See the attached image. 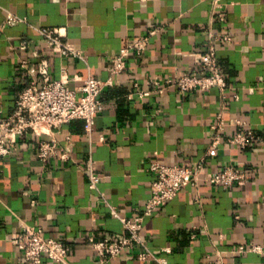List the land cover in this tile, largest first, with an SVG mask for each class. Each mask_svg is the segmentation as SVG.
I'll use <instances>...</instances> for the list:
<instances>
[{
	"label": "crops",
	"instance_id": "0c3cea01",
	"mask_svg": "<svg viewBox=\"0 0 264 264\" xmlns=\"http://www.w3.org/2000/svg\"><path fill=\"white\" fill-rule=\"evenodd\" d=\"M0 0V105L13 109L27 87L42 84L39 60L52 80L80 86L89 76L107 82L91 133L82 120L41 138L27 135L0 166V264L22 261L11 243L24 226L63 239L68 264H97L88 241L124 234L119 218L142 215L155 175L150 165H196L217 173L224 167L246 175L242 185H211L201 175L144 221L148 249L167 264H264V0ZM219 15L223 20H220ZM9 18H16L8 23ZM156 27L143 57L131 55L127 69L111 73V58ZM35 28H56L80 51L63 57L48 51ZM226 33L228 42L214 41ZM217 50L227 82L219 89L164 96L149 91L156 78L192 70L190 54ZM138 86V89L137 87ZM226 123L217 154H209L212 126ZM236 122L253 130L256 144L240 151L227 139ZM56 140L67 160L38 159L40 140ZM90 175L98 179L94 187ZM262 253H239V247ZM164 250H168L165 252ZM137 248L107 264H159L138 259ZM44 264H58L45 260Z\"/></svg>",
	"mask_w": 264,
	"mask_h": 264
},
{
	"label": "built area",
	"instance_id": "2783aa9c",
	"mask_svg": "<svg viewBox=\"0 0 264 264\" xmlns=\"http://www.w3.org/2000/svg\"><path fill=\"white\" fill-rule=\"evenodd\" d=\"M214 4L220 7L218 0ZM220 20H223L219 15ZM16 18H9L8 23L16 22ZM46 43L48 51L63 57H80V51L66 41V33L56 28H35ZM159 32L156 27L148 30L146 36L129 42L125 48L111 58L113 63L111 73L120 75L127 69V59L131 55L141 58L146 53L151 39ZM214 41L228 42L231 37L222 33L213 36ZM193 60L192 70L177 78H156L149 83V91H138L130 94V98L137 96L144 98L152 93L164 96L169 88L175 87L181 93L199 91L207 92L219 89L221 98L226 99L227 82L224 70L219 64L217 50L213 45L204 51L190 54ZM37 74L42 78V84H33L23 90L15 100L10 113L5 114L0 105V166L11 156L18 140L27 135L41 138L51 136L52 131L75 120H82L88 133H91L97 116L103 110L101 94L107 82L89 76L82 85L71 87L64 80H52L49 62L39 60ZM138 89V86H136ZM245 123L236 122L238 131L227 139L229 146L245 151L253 147L258 137L253 130H246ZM226 123L218 117L212 126L211 146L209 154L215 156L222 144ZM68 150L58 147L56 140H40L37 157L42 162L50 160H67ZM150 171L155 175L149 199L143 208V213L133 219L119 218L124 234L120 237H108L101 241L90 238L88 243L98 256L97 264H107L123 253L141 249L138 259L143 262L155 261L159 264L167 262L150 251L142 237L144 221L153 216L170 201L175 199L186 188H197L201 175H205L211 185L229 188L242 185L246 175L231 167H224L217 173L206 172L203 163L196 165H166L154 162ZM90 183L96 186L98 179L90 175ZM11 243L16 248L22 261L18 264H44L49 260L58 264H68L71 248L63 239L44 236L42 229L24 226L22 230L11 237ZM167 252L168 250H164ZM239 253H262V247H239Z\"/></svg>",
	"mask_w": 264,
	"mask_h": 264
}]
</instances>
